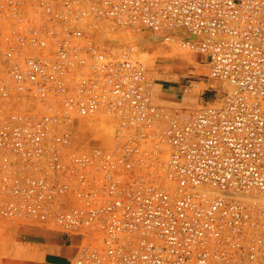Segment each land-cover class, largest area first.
<instances>
[{
	"label": "built area",
	"instance_id": "1",
	"mask_svg": "<svg viewBox=\"0 0 264 264\" xmlns=\"http://www.w3.org/2000/svg\"><path fill=\"white\" fill-rule=\"evenodd\" d=\"M100 25L198 36L179 43L223 99L156 104L135 47ZM99 116L111 146L79 132ZM258 198L264 0H0V221L75 238L69 264H264Z\"/></svg>",
	"mask_w": 264,
	"mask_h": 264
},
{
	"label": "rangeland",
	"instance_id": "2",
	"mask_svg": "<svg viewBox=\"0 0 264 264\" xmlns=\"http://www.w3.org/2000/svg\"><path fill=\"white\" fill-rule=\"evenodd\" d=\"M106 30L105 26L100 25L98 31L102 37L99 40L104 41L111 48L116 49L129 45L135 47L137 60L149 71L148 78L153 88L152 95L155 97H153V101L156 104L160 105L156 100V97L158 98L160 95V84H169L182 91L186 90L187 93L183 96L190 100V103L166 107L195 110L205 104L218 105L223 99L224 93L228 89L227 86L213 81L209 77L208 68L201 56L188 49L184 50V47L180 48L181 45L179 39L175 38L176 36H171L166 41L165 33L152 35L153 33L141 29H123L108 33L105 32ZM128 34H132L133 39L122 37V35L128 36ZM119 36L121 37L119 38ZM182 51L192 54V62L176 55V52ZM110 122L113 124L109 123L110 125L107 124V127L112 128L114 122ZM87 123L79 128L84 139H90L95 145L111 146L113 140H109L113 138V128L109 134L105 128H99L100 126L97 127L94 124L95 128L89 126V123L94 122ZM106 141L109 143L107 144ZM260 201L258 204L263 205L264 203ZM39 233L45 234L46 240L43 238L41 240L37 236ZM79 247L80 243L75 238H69L43 224L29 222V220L18 223L0 221V264H69L76 256Z\"/></svg>",
	"mask_w": 264,
	"mask_h": 264
},
{
	"label": "bare ground",
	"instance_id": "3",
	"mask_svg": "<svg viewBox=\"0 0 264 264\" xmlns=\"http://www.w3.org/2000/svg\"><path fill=\"white\" fill-rule=\"evenodd\" d=\"M102 27V26H101ZM126 32H128V31H126ZM150 32V31H149ZM151 33H153V32H151ZM166 35H164V39L165 38H167L166 36H168V37H171V36H176L175 38H178V39H180V38H184V39H187V40H190V39H192V40H199L200 38L198 37V36H195V35H193V34H191V33H189L186 29H184V28H181V29H178V30H167L166 32H164ZM155 33H153L152 35H154ZM157 34V33H156ZM112 35V34H111ZM127 36V35H126ZM126 36H124V35H122V37L124 38H126V39H133V36H132V34H128V36L126 37ZM121 36H119V38H120ZM114 39H116V38H114ZM166 40V39H165ZM175 40V39H174ZM132 42V41H131ZM173 42H175V41H173ZM130 44V43H129ZM110 47V46H109ZM121 47V46H120ZM180 48H183L182 46L180 47ZM117 49V48H116ZM115 49V50H116ZM175 50V49H174ZM183 50V49H182ZM184 50H186V48L184 49ZM137 54V53H136ZM176 55H178V56H181L182 58L181 59H186L187 58V60L188 61H190V62H192V54L191 53H189V52H185L184 51V53H183V51L182 52H176ZM187 64H189V63H187ZM192 65H193V63H192ZM149 72V71H148ZM152 75V74H151ZM152 79V78H151ZM151 92L153 93V88L151 89ZM156 92V91H155ZM157 92H158V90H157ZM154 97V96H153ZM159 97V96H158ZM155 98V97H154ZM157 98V97H156ZM106 119H108L107 117H101V116H99V117H97V118H94L93 119V121H95L94 123H89V126L91 125V126H93V124H94V126H97V127H99V128H105L106 130V132H108L109 134L111 133V130H112V128L109 126V127H107L108 125H107V122H106ZM90 122V121H89ZM112 122H110V124H111ZM88 124V123H87ZM109 124V123H108ZM109 124V125H110ZM113 124V123H112ZM86 125V124H85ZM88 126V127H89ZM93 126V127H94ZM97 127H96V130H97ZM95 128V127H94ZM114 129V128H113ZM99 130V129H98ZM100 132V131H99ZM103 133H105V132H103ZM113 134V133H112ZM109 139H111V138H109ZM107 140V139H106ZM108 141V140H107ZM106 141V143L108 144L109 142H107ZM109 141H112V139L111 140H109ZM112 144V143H111ZM246 201L247 202H249L250 204H252V205H256V204H258L259 202L258 201H260V198H258V200H253V201H251L250 199H246ZM260 202H263L264 203V201L262 200V201H260ZM27 221V220H26ZM19 222H21V221H19ZM23 222V221H22ZM29 222H30V220H29ZM34 222V221H33Z\"/></svg>",
	"mask_w": 264,
	"mask_h": 264
},
{
	"label": "crops",
	"instance_id": "4",
	"mask_svg": "<svg viewBox=\"0 0 264 264\" xmlns=\"http://www.w3.org/2000/svg\"><path fill=\"white\" fill-rule=\"evenodd\" d=\"M185 93H187L186 90L182 91L179 88L171 86L169 84H160V95L158 98H156V100L160 105L164 106H176L182 105L183 103H190V100L186 99L183 96V94L185 95ZM37 236H39L41 240L42 238L46 240L45 234L39 233Z\"/></svg>",
	"mask_w": 264,
	"mask_h": 264
}]
</instances>
